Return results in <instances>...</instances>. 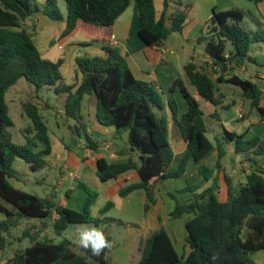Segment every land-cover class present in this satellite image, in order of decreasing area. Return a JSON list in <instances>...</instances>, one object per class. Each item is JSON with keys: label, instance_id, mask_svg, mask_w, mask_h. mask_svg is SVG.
Here are the masks:
<instances>
[{"label": "trees", "instance_id": "16d2710c", "mask_svg": "<svg viewBox=\"0 0 264 264\" xmlns=\"http://www.w3.org/2000/svg\"><path fill=\"white\" fill-rule=\"evenodd\" d=\"M68 15L65 18L59 6V0H46L42 6L37 0H0V251L6 252L12 247V234L25 219H49L58 214L53 229L57 236H63L71 224H91L99 228L103 223L111 225L114 219L106 214L114 208L109 202L101 211V218L92 215V209L98 201L99 193L85 183L81 187L87 193L82 212L59 205L54 197L41 198L15 188L11 179L17 178L14 169L16 159L28 163L34 172L47 167L46 157L52 153L49 128L40 113L37 104L26 101L23 110L31 120L26 128V144L14 142L10 128L14 122L9 115L6 94L19 80L25 78L37 90L54 87L57 94H67L65 113L73 118L79 128H83L81 110L86 96L96 99L98 121L106 127L128 134L129 145L140 154V164L132 159L126 163H109L98 160L97 175L103 182L118 179L120 176L136 171L139 183L128 184L119 191L122 198L132 192L143 189L146 197L145 210L155 204V189L158 183L169 179H181L186 173L189 162L198 165L199 173L205 181L213 185L201 192L196 185H187L181 193H191L192 198L181 202L174 195L175 207L170 213L177 220L184 215L192 216L186 223V245L183 254H179L175 243L159 218L160 228L144 242H139L142 258L139 264H253L252 256L264 250V177L259 171L247 176L245 184L234 186L227 177L229 187L227 202L218 198L219 178L217 172L222 169L225 156L223 141L217 140V147L208 137V125L198 100L189 92L182 79L176 80L168 89L169 98L165 100L163 92L156 85L135 78L120 50L105 47L108 57H79L76 59V80L80 82L67 85L61 72L63 60L57 62L44 59L32 37L24 28L25 22L38 14H43L56 22L66 21L63 36L71 34L82 20L99 27H111L129 8L131 2L138 7L140 17V38L151 47L162 48L175 32H182L188 14L178 10L172 18L167 12L173 0H164L161 17L157 18L154 0H65ZM257 4L264 0H250ZM183 6V0H177ZM244 14L240 10L217 11L207 24V31L199 37L204 43L206 53L211 58L213 69L222 73L230 60L252 61L250 52L255 44H264V29L248 31L243 25ZM232 50L227 52V45ZM189 83L198 94L214 105H220L221 92L217 83L227 82L241 89L243 96L251 102L253 110L264 120V107L261 106L262 90L250 80L234 76L224 81H216L193 60L185 66ZM180 89L189 105L188 111L179 118V107L174 92ZM169 106L175 127L187 143V151L180 159L177 170L171 167L175 154L170 144L169 122L161 115ZM224 139L235 140L237 150L244 152L259 145L256 155L264 154L262 138L243 142V136H233L226 132ZM35 140L44 144L37 149ZM89 147L98 145L87 138ZM217 149L218 157L214 167L205 164L207 158ZM157 178L158 181L152 183ZM117 225H123L117 221ZM26 228L20 240L29 239L31 245L17 251L6 264H111L112 243L100 256L80 248L69 239L56 244L41 239L39 230ZM189 251L187 252V250Z\"/></svg>", "mask_w": 264, "mask_h": 264}, {"label": "crops", "instance_id": "0c3cea01", "mask_svg": "<svg viewBox=\"0 0 264 264\" xmlns=\"http://www.w3.org/2000/svg\"><path fill=\"white\" fill-rule=\"evenodd\" d=\"M45 1L46 0H43L41 4L42 6L45 5ZM173 1V4H171V7L167 12V17L172 18V16L178 10H185L188 14V18L183 31L171 34L165 46L162 48L148 46L140 38V17L138 7L135 2H131L127 11L123 15H121L115 22V24L111 27H99L80 20L77 23L76 29L71 34H69L68 36H63V32L67 27L66 21L58 22V25H55L53 23L51 26H59L61 41L65 40L66 43L69 42L75 35L81 33L87 41V43L84 44L86 45L85 47L87 51L86 57H108V53L106 52L105 47H113L119 49L121 54L126 59L135 78L156 85V88L159 91L163 92L165 100L169 98L168 89L176 80L182 79L189 92L200 103L201 109L205 114L206 122L208 119H216L223 125L224 135L226 132H228L233 136H243V142L255 140L257 139V137L262 138V140L264 141V120L261 118L260 114L257 111L252 109L251 102L243 96V93L239 87L238 92L235 91L230 92L229 94H224L221 92V87L223 85L232 84H229L227 82L217 83L221 92L220 104H223V107L230 108V110L233 112V114L229 115L228 118L222 120L220 118L218 109L216 108V106L218 105H214L211 102L203 99L198 94L195 87H193L189 83L185 73V66L192 60L199 67L205 69L206 71L207 69H213L212 60L206 53V46L204 43H199V37L202 33L207 31V24L211 19V16L213 15L214 9L208 10L203 13L192 14V7L184 5V0L182 2L183 6H179L177 0ZM154 2L157 11V18L159 19L163 11H159L155 0ZM173 5H175V7H173ZM50 20L51 19L47 16L38 14L34 18L29 19L24 24V28L32 37L37 47L39 44H43V42L47 43L52 41L51 39L47 40L49 39V36L45 39L47 41H43V39L39 38V29H42L44 24H49ZM254 21V24L252 23L245 26L243 20L242 25L250 32H256L259 29H264V22L259 21L256 17H254ZM78 41L81 45H83L82 40ZM261 46L263 45L255 44L252 46L250 52L252 61L248 60V58L244 62H239L232 59L227 63V69L224 72L222 71V73H216L215 79L213 77L212 78L216 81L219 77H221L224 81H226L234 76H238L239 78L252 81L256 85H258V87L263 92L261 106L264 107V49ZM44 48V55L41 53L44 59L54 62L63 60V65L61 67V72L63 75L64 66L66 64L65 60L63 58H54L55 46L53 44L49 47H47L46 45V47ZM231 50L232 47L230 46V44H228L227 52H230ZM258 51H260V53L262 54H260ZM76 69L77 66L75 67L74 71H76ZM80 79L81 75L79 77V80H76L74 83L78 84L80 82ZM174 98L177 101L179 107L178 117L181 118L188 111L189 105L183 97L180 89H177L174 92ZM200 100H203L205 102L206 108H204ZM88 102H90V106H87ZM254 112H256L258 116H260V120H251L252 117L256 115L254 114ZM161 115L166 116L169 122L170 144L175 154V160L173 162L171 170L175 171L179 166L180 159L187 151V143L183 140L179 131L175 127L172 113L168 105L165 107V110L161 113ZM81 116L83 128H79L77 122L75 127L80 129L81 136L77 137L76 132H73L74 137H76L77 148L75 150H72L65 144L63 148L59 149V151L56 152L52 144V153L50 156L46 157V161L48 162L47 167L50 165L49 160L51 158H56L57 160H62L64 162V167L62 169L63 177L61 179V182L70 178L72 183L70 185V188L67 191L63 192V200L59 203V205L71 208L73 210L77 209L71 205L70 195L73 191L76 192L79 188H82L81 183H84H78V181L81 179V176L79 175L80 171H82L83 174H85L86 171L95 172V175L98 177V160L101 158L113 164L126 163L131 159L136 164H140V154L135 151L129 145V143L124 147L119 146L115 142L101 143L100 139H104V137L110 134L116 135L120 133L115 131L113 127L103 126L98 121L96 112V99L93 96H86L84 98L82 102ZM232 122H243V124L245 125L248 124V127H246L245 130L240 128V132H237V129L234 128ZM245 125H243V127H245ZM208 131L214 132V130L209 128ZM88 137H91L96 142V144L98 145L96 149H91L89 147L90 144L87 140ZM223 140L221 141H223L224 143L223 148L225 150V156L222 159V169L217 172L220 186L218 198L221 202H227L229 193V187L226 180L227 177L231 178L234 186L245 184L247 176L254 171L261 172L264 177V154H255V151L258 149L259 145H256L250 150L239 152L237 150V142L235 140ZM35 143L37 144L38 150H42L44 148V144L42 142L35 140ZM211 156H213V159L214 157L215 160L217 159V149ZM215 160L214 163L217 161ZM190 175L194 177L197 175H201L198 171V165L194 162H189L187 164L186 173L183 178L176 180L169 179L157 184L155 191L156 202L152 206L148 219H146L143 215L145 206V191L143 189L136 190L129 196L122 199L123 201L120 204L121 217L119 219L111 217L109 218L114 219V222L112 224L117 225V221H121L123 225L119 226L131 225L132 229H130L132 232L127 237L130 240V246H132L134 250L138 247L139 241H145L152 235L155 230L159 228V216L162 217L163 225L166 227L169 235L174 241V234L167 227L168 223L172 221V218H170V214L167 212L164 216L162 210V202L164 201L163 196H166V193H163L164 191L161 187L171 182L184 181ZM115 180L120 181L119 189L127 186L128 184L140 182V178L136 171L128 172ZM157 181L158 179L154 178L152 180V183H155ZM184 187L185 185H180L178 189ZM119 189L117 190V193L118 191H120ZM167 191L170 192V190L168 189ZM51 196L55 197V194L48 197ZM176 198L181 202H185L187 199L192 198V194L181 193V196H176ZM114 205V208H116V202L114 203ZM173 207H175V204H173ZM80 210H83V208L81 209L79 205L78 211ZM57 215L58 214L54 212L52 218L56 220L58 218L56 217ZM191 217L192 216L187 215L185 218L184 215L182 218L177 219L182 222L181 225H177L178 231L176 232L179 237L178 242L181 244V246L184 245L186 235L185 232L179 233V231L180 229H184V225H186L187 221L190 220Z\"/></svg>", "mask_w": 264, "mask_h": 264}, {"label": "rangeland", "instance_id": "374dc122", "mask_svg": "<svg viewBox=\"0 0 264 264\" xmlns=\"http://www.w3.org/2000/svg\"><path fill=\"white\" fill-rule=\"evenodd\" d=\"M157 4V8L159 11H163L164 9V0H155ZM39 4H42L43 0H37ZM184 5L191 6L193 11L192 14L203 13L208 10L216 9L217 11L224 10H240L244 14V24L247 26L248 24H254V17H256L259 21L264 22V2L262 4H257L254 1L250 0H184ZM59 6L62 11V14L67 17L68 10L67 4L65 0H59ZM175 7V5H173ZM58 25V22H53L50 20L49 24H44L42 29H39V38L43 39V41L52 40L50 42H43V44H39V50L44 55L46 45L49 47L50 45L55 46L54 58H63L65 60V66L63 70V76L65 79V83L67 85L74 84L76 81L75 75V67L76 58L77 57H86V44L87 41L83 37L81 33L75 35L69 42H65V40L61 41V35L59 31V26H51L52 24ZM49 36V39L45 40ZM78 40H82L83 45L79 43ZM261 47L264 49V44L261 43ZM231 46V45H230ZM201 50V49H199ZM260 53V51H258ZM264 53V52H263ZM262 54V53H260ZM205 66V65H204ZM207 72L211 77L215 79L216 72L215 70L207 69ZM239 91L237 86L232 85H223L221 87V92L224 94H229L230 92ZM67 99V94H57L54 90V87H44L41 90H37L34 86H32L25 78L19 80V82L12 86L6 94V101L9 107V115L12 118L14 125L10 128L11 133L13 134L14 142L17 144L25 145L26 144V128L31 124V120L28 118L26 113L23 110V103L26 101H31L37 104L40 108L41 115L45 118L47 122V126L49 128V135L56 152L59 149L63 148L66 144L70 149L75 150L76 146V137H74V131L76 127V121L73 118H70L65 113V102ZM201 104L206 108V104L203 100H200ZM87 106H90V102L87 103ZM218 109L220 118L223 120L228 118L229 115H232L233 112L230 108L223 107V104L216 106ZM94 111V108H93ZM256 114V112H254ZM260 120V116L257 114L252 117L251 120ZM233 123L234 128L237 129V132H240V128L245 130L248 127V124H243V122ZM208 128L214 130V132H209L208 137L211 142L217 147V140H223L224 138V127L221 123H219L216 119H208L207 120ZM245 125V127H243ZM72 126V127H71ZM115 129V128H113ZM115 131H117L115 129ZM118 132V131H117ZM120 134H110L104 139H100L101 143L103 142H115L121 147H124L128 144V134L125 131L118 132ZM99 139V138H98ZM97 139V140H98ZM224 141V140H223ZM224 145V144H223ZM213 155V153L211 154ZM218 157V156H217ZM215 157L210 156L205 161L207 165L214 167L216 162L214 163ZM217 160V159H216ZM215 160V161H216ZM50 165L40 171L34 172L30 165L26 163L24 160L18 158L15 161L14 169L17 172V178L11 179L12 185L25 191L27 193L39 196L41 198H47L50 195L55 194V200L59 204L63 200V192L67 191L70 188L71 180L68 178L61 182L62 179V169L64 167V162L62 160H57L56 158H51ZM217 174V173H216ZM79 175L81 179L79 182H84L91 189L99 193V198L97 203L92 209V215L95 218H101L100 211L109 203L116 202V208L111 209L106 217H111L115 219H119L121 217L120 213V204L123 201L122 197L119 196V191L117 190L120 187L119 180H110L108 182H102L99 177L95 175V172L86 171L83 174L80 171ZM177 183V184H174ZM186 184L197 185L199 186V192L211 187L213 185V181H205L202 175L192 176L190 175L184 181L181 182H171L165 184L161 188H163V193H166V196H163L162 202V210L164 216L167 213H171L173 211V204H175V199H173L170 195H174L175 197L181 196V190L187 187ZM180 185H185L184 188L178 189ZM170 190V192L167 191ZM120 190V189H119ZM156 191V189H155ZM146 193V192H145ZM156 193V192H155ZM185 194V193H183ZM71 196V205L79 210V205L82 208L87 197V193L85 189L79 188L76 192H72ZM156 197V195H155ZM146 204V197H145ZM153 204L151 205L148 212L145 210L143 215L146 219H148L150 211L152 209ZM82 212V210H80ZM187 215H185L186 218ZM58 217V215L56 216ZM6 217L4 214H0V220H4ZM159 218L162 219L161 216ZM171 218V216H170ZM55 219H38V218H29L25 219L21 226L18 229H14L12 236V247H9L6 252L0 251V264H6L9 259L14 257V254L17 251L25 250L31 245L29 239L20 240L22 237V233L26 228L32 226L34 232L40 233L41 239L51 240L52 242L59 244L65 239L71 240L73 243L78 245V234L84 227L95 226L91 224H71L69 228L65 231L63 236H57L53 229ZM178 221V222H177ZM163 223V222H162ZM181 225L182 222L179 220L170 221L167 225L168 229L172 231L174 234V243L176 249L179 254H183L184 248L186 245V237L184 245L178 242V227L177 225ZM96 227V226H95ZM165 227V226H164ZM131 225L128 226H119L116 224L106 225L99 224V229L101 231H105L106 234L110 235L113 239V250L110 252V261L111 264H139L142 258V252L137 247L135 250L132 246H130V240L127 237L130 235ZM160 228V224H159ZM158 228V229H159ZM166 228V227H165ZM180 232H185L187 236L186 225H184V229H180ZM105 234V235H106ZM140 242V241H139ZM144 242V241H142ZM139 245V244H138ZM189 249L187 250V252ZM133 252V253H132ZM253 264H264V250L257 252L252 256Z\"/></svg>", "mask_w": 264, "mask_h": 264}, {"label": "clouds", "instance_id": "9594fccd", "mask_svg": "<svg viewBox=\"0 0 264 264\" xmlns=\"http://www.w3.org/2000/svg\"><path fill=\"white\" fill-rule=\"evenodd\" d=\"M78 246L90 252L92 256H100L112 243L105 233L95 226L84 227L78 234Z\"/></svg>", "mask_w": 264, "mask_h": 264}, {"label": "water", "instance_id": "95a60500", "mask_svg": "<svg viewBox=\"0 0 264 264\" xmlns=\"http://www.w3.org/2000/svg\"><path fill=\"white\" fill-rule=\"evenodd\" d=\"M75 132H76L77 137H80L81 136V132H80V129L79 128H76L75 129Z\"/></svg>", "mask_w": 264, "mask_h": 264}]
</instances>
